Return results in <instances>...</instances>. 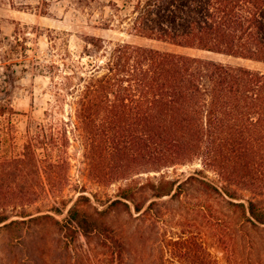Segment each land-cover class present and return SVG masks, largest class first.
Returning <instances> with one entry per match:
<instances>
[{"label": "trees", "instance_id": "16d2710c", "mask_svg": "<svg viewBox=\"0 0 264 264\" xmlns=\"http://www.w3.org/2000/svg\"><path fill=\"white\" fill-rule=\"evenodd\" d=\"M104 6L110 11L100 22L105 29L117 23L128 35L264 64V0H109ZM6 40L0 120L16 113L12 91L19 62L12 57L19 53L16 46L26 47L17 37ZM47 68L54 100L44 116L50 121L28 128L22 150L0 156L3 227L53 221L68 244L79 235L99 238L107 250L105 264H127L125 241L109 215L133 206L142 210L135 198L140 174L199 162L202 168L194 173L211 171L219 184L192 174L173 196L182 195L192 179L234 199L239 191L264 192V71L99 36L86 40L77 60L62 57ZM66 103L75 116L71 129L68 122L51 120ZM70 134L83 147L92 182H125L102 208L84 193L69 208L61 200L70 181ZM45 200L51 202V212L67 211L62 220L24 210L19 212L23 219H11L19 208ZM229 203L247 223L264 226V204L253 199ZM183 233L162 242L158 264H221L203 240ZM219 241L220 247H229L223 236Z\"/></svg>", "mask_w": 264, "mask_h": 264}, {"label": "rangeland", "instance_id": "374dc122", "mask_svg": "<svg viewBox=\"0 0 264 264\" xmlns=\"http://www.w3.org/2000/svg\"><path fill=\"white\" fill-rule=\"evenodd\" d=\"M108 1L0 0V75L4 71L1 62L3 50L9 49L6 37L11 40L17 37L26 46H16L19 53L12 57L19 62L15 66L18 77L12 91V104L16 113L0 120L1 157L11 156L23 149L28 140L29 127L34 129L39 123L50 121L44 116V110L54 100L51 73L47 65L60 61L62 57H67L68 61L77 60L91 36L113 42L129 41L264 71L262 63L128 35L118 30L117 23L113 28L105 29L100 22L110 13L109 8L104 6ZM73 113V108L66 103L64 109L51 120L68 122L71 129L75 123ZM70 137V181L61 200L69 203V208L77 196L84 193L92 197L91 204L94 207L102 208L108 198H116L119 187L125 182L107 186L92 182L88 177L83 147L73 134ZM197 168H202L199 162L140 174V188L135 198L142 210L137 212L133 206L131 211L121 208L111 212L109 221L126 244L127 264L160 263L159 246L164 240L172 236L177 238L183 232L194 236L196 240H203L221 264H264V226L258 228L247 223L229 203L253 199L264 204V192L254 194L239 191L238 199H234L207 190L198 179H192L186 183L182 195L173 196L177 185L192 174L219 184L216 174L211 171L196 174L194 171ZM173 182H176L174 186ZM169 190L172 192L168 193ZM158 192L162 193L159 197L156 196ZM94 193H97V197L93 196ZM50 206L49 200L37 201L14 211L11 219H23L19 212L24 210L33 216L51 213L56 219L62 220L67 211L59 215L48 210ZM217 220L221 222L220 229ZM220 235L227 241V249L220 247ZM67 242L53 221H33L12 228L0 225V264H105L107 250L99 238L88 239L79 235L76 242Z\"/></svg>", "mask_w": 264, "mask_h": 264}, {"label": "crops", "instance_id": "0c3cea01", "mask_svg": "<svg viewBox=\"0 0 264 264\" xmlns=\"http://www.w3.org/2000/svg\"><path fill=\"white\" fill-rule=\"evenodd\" d=\"M193 50V49H192ZM199 51V50H198ZM204 52V51H202ZM207 53H211V54H216V55H222V56H226V55H223V54H217V53H213V52H207ZM227 57H230V56H227Z\"/></svg>", "mask_w": 264, "mask_h": 264}]
</instances>
